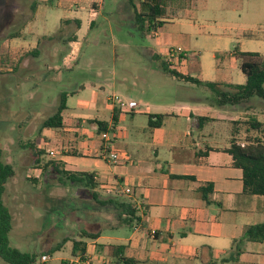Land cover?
<instances>
[{
  "label": "crops",
  "instance_id": "0c3cea01",
  "mask_svg": "<svg viewBox=\"0 0 264 264\" xmlns=\"http://www.w3.org/2000/svg\"><path fill=\"white\" fill-rule=\"evenodd\" d=\"M79 1L86 8L92 2ZM141 1L134 3L139 6ZM78 5V0H58L59 8L75 14L60 18L58 33L44 30L47 16L39 8L49 4L35 5L18 33L7 37V47L15 51L16 59L25 53L51 59L64 48V54L75 60L81 44L77 31L82 26L76 15L88 12L86 23L92 30L95 16L104 6L95 0L91 4L95 10H77ZM159 6L158 31L146 36L155 42L144 49L153 63L146 70L159 71L176 83L153 80L150 97L135 100L127 70L119 76L113 73V84L129 93L128 99L119 98L124 103L135 102L133 109L111 105L109 97L94 88L87 96L78 88L72 90L66 93L61 128L42 130L41 139L48 137L62 149L55 161L64 170L92 174L97 193L129 199L136 208L139 223L133 227L112 228L114 222L107 223L106 217L107 225L101 228L92 217L90 223H83V228L101 229L97 239L86 241L87 251L90 244L98 251H111L108 264H115L114 252L136 264H264V241L236 242L247 227L264 223V197L243 193L242 171L232 166L228 153L233 142L245 145L255 138L264 142V101L251 98L238 105H220L216 93L233 92V86L246 81L234 49L264 56V0H165ZM243 7L242 18L239 11ZM129 17L135 34L131 12ZM63 26H71L72 32L63 36ZM208 40L214 42L210 50L202 43ZM171 46L181 47L187 54L178 72L199 84L160 71L155 55L163 61ZM17 66L11 70L17 71ZM21 66L18 80L26 86L32 77L23 75L29 72L24 62ZM133 79L141 82L137 74ZM69 98L74 99L70 104ZM169 98L174 101L166 102ZM114 112L118 118L113 140L107 141L93 121L105 122L110 128ZM157 116H162L160 125L150 128L149 121L156 122ZM124 120L130 128L122 130L119 123ZM32 123L34 120L22 125L29 129ZM255 123L261 125L259 130L252 128ZM39 131L38 127V136ZM120 137L127 143L120 144ZM110 151L119 153L120 164L109 161ZM126 189L129 195L124 193ZM71 248L67 257L58 258L59 264L71 258Z\"/></svg>",
  "mask_w": 264,
  "mask_h": 264
},
{
  "label": "rangeland",
  "instance_id": "374dc122",
  "mask_svg": "<svg viewBox=\"0 0 264 264\" xmlns=\"http://www.w3.org/2000/svg\"><path fill=\"white\" fill-rule=\"evenodd\" d=\"M95 1L103 3L104 6L95 16V27L92 30H88L86 23L88 12L83 11L76 15L82 23L77 31L81 39L78 57L75 60L69 59L63 52L64 48L63 51L59 48L51 59L33 55L25 57L22 62L29 72H24L23 75L32 78L27 81L26 86H21L18 80L19 73L22 72L21 64L17 66V71H12L11 69L16 67L15 61L12 64L7 63L8 58L10 61L16 59L15 51L7 47V37L18 33L21 23L30 17L33 7L43 2L49 4L46 8H39L47 16L45 31L55 32L60 18L75 14L59 8L58 0H0V140L2 161L12 165L15 171L14 177L5 184L2 199L12 217L10 246L21 252L39 253L64 239L79 240L78 234L85 227L83 223H90V217L100 228L107 225L106 218L107 223L114 222L109 213L93 210L94 203L84 188L68 182L60 184L56 173L49 169L44 172L41 169L46 162L57 160L62 153V149L50 138L41 139L44 129L40 128L41 121L55 109L59 95L78 88L83 96H87L94 88L101 96H118L124 101L128 99L129 93L120 92L112 81L113 73L119 76L123 69L129 74L128 86L132 87L131 96L135 100L150 97L148 89H151L150 82L153 80L176 83L159 71L155 73L146 70L153 63L144 49L153 47L155 42L151 37L140 39L134 34L129 20L131 11L127 0ZM78 2L80 5L77 10H95L91 6L93 0L87 8L82 4L83 1ZM133 2L138 3V0ZM245 13L246 7L241 8L239 14L242 18ZM70 28L71 26H63L61 34L68 35L72 32ZM202 43L206 44L203 47L208 50L214 44L209 40ZM235 44L233 43L231 48H234ZM185 61L186 58L176 64V69L180 70ZM133 74L139 75L141 82L136 83ZM171 98L166 102H173ZM73 101L74 99L69 98L68 103ZM29 120H34L35 123L26 129L22 124L27 125L25 123ZM38 127L39 136L36 134ZM119 127L122 130L128 129L130 124L125 120L120 121ZM108 137L113 140L111 133H108ZM127 139L130 140L131 137ZM27 143H34L37 150L43 151L38 165L34 164L33 149L27 147ZM119 143L123 145L127 140L120 137ZM113 147L116 148L115 144ZM47 151H53L55 156L47 155ZM35 173L37 178L33 177ZM30 178L35 179L37 183L34 184ZM99 196L101 199L107 198L104 194ZM70 247L71 241L66 242L61 251L55 252L47 264H59L58 258L67 257ZM88 249L92 264H108L111 260V251H98L97 247L91 244ZM0 264L6 263L0 259Z\"/></svg>",
  "mask_w": 264,
  "mask_h": 264
},
{
  "label": "trees",
  "instance_id": "16d2710c",
  "mask_svg": "<svg viewBox=\"0 0 264 264\" xmlns=\"http://www.w3.org/2000/svg\"><path fill=\"white\" fill-rule=\"evenodd\" d=\"M165 0H142L139 6H136L133 0H127L128 6L133 16V23L135 27V34L140 39L146 38L158 31L160 22L157 18L161 16V9L159 4ZM34 9V8H33ZM77 27L79 22L75 21ZM15 34L8 36L14 37ZM236 59L239 61L241 72L245 75L246 81L243 85L233 86V92L216 91L218 96V103L238 105L249 101L251 98H257L264 101V56L252 52H240L237 49L233 50ZM34 53H25L11 60L8 58L7 63L12 64L13 61L18 62L16 66L21 64L22 60ZM155 59L160 61L159 69L162 73L175 77L184 82L197 83L194 78L181 75L177 69L171 68L170 63L165 60L161 61L160 57L155 55ZM207 86H213L208 84ZM66 93H62L58 97V103L53 112L44 120L41 121L40 128L42 129H58L61 128L63 117L62 113L66 109ZM117 113L114 112L112 116V126L108 128L107 123L100 121H93L97 124V132L114 133V127L117 122ZM157 121H149L148 126L155 128L160 125L162 116L156 117ZM259 124H253V129L259 130ZM33 149V162L35 165L40 163L39 157L43 155V151L37 150L34 143H27ZM232 158V166L242 171L243 193L249 196L264 197V142L259 139L249 140L245 145L232 143L228 150ZM45 154V153H44ZM44 172L48 169L58 175V182L60 184L69 183L74 186L84 188L90 200L94 203V211L109 213L114 220L112 228L118 227H133L139 223V218L136 216V208L129 199L120 197H107L101 199L99 193L96 192L97 184L92 174L89 173H73L63 169L60 162L49 160L42 168ZM15 175L12 165L6 164L2 161V147L0 140V259L6 264H40L38 257L42 254L53 255L60 251L63 245L71 241L72 248L70 256H84L87 252V240H95L101 234L100 228L86 229L82 228L78 234L79 240L64 239L61 243L48 248L46 251L39 253H25L10 246L9 233L11 231L12 217L8 208L3 203L2 196L5 192V184ZM36 184V180L30 178ZM248 241L254 243H261L264 241V223L247 227L241 239L236 242ZM115 264H136V261L126 258L122 253L114 252ZM62 264H67L62 262Z\"/></svg>",
  "mask_w": 264,
  "mask_h": 264
},
{
  "label": "built area",
  "instance_id": "2783aa9c",
  "mask_svg": "<svg viewBox=\"0 0 264 264\" xmlns=\"http://www.w3.org/2000/svg\"><path fill=\"white\" fill-rule=\"evenodd\" d=\"M186 51L183 50L181 47H169L166 54L164 55V60L168 63H170L171 68L176 69L178 63L183 62L186 58ZM107 102H109L111 105H115L118 108L122 109L124 107L129 108V109H133L136 108V103L135 102H129L127 104H125L123 101H121V99L117 96L114 97H109L107 99ZM101 138L104 140H109L108 138V133H103L101 135ZM49 156L53 157L54 153L53 151H49L48 152ZM109 161L113 164H120L122 162V159L119 155V153L115 152V151H110L109 152ZM124 193L126 195L130 194V190L126 189L124 191ZM153 234V232H152ZM93 245V244H92ZM94 246V245H93ZM88 251L86 252V254L84 256H75V257H71L68 261L67 264H92L90 261V257L88 255ZM50 260V257L48 255H41L39 258V263L40 264H47Z\"/></svg>",
  "mask_w": 264,
  "mask_h": 264
}]
</instances>
